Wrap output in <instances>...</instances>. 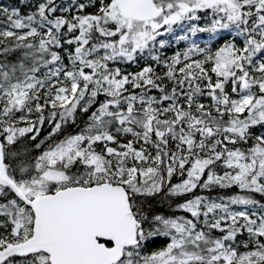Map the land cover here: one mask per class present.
Here are the masks:
<instances>
[{
  "label": "snow or ice",
  "instance_id": "snow-or-ice-1",
  "mask_svg": "<svg viewBox=\"0 0 264 264\" xmlns=\"http://www.w3.org/2000/svg\"><path fill=\"white\" fill-rule=\"evenodd\" d=\"M0 264H264V0L0 7Z\"/></svg>",
  "mask_w": 264,
  "mask_h": 264
},
{
  "label": "trees",
  "instance_id": "trees-1",
  "mask_svg": "<svg viewBox=\"0 0 264 264\" xmlns=\"http://www.w3.org/2000/svg\"><path fill=\"white\" fill-rule=\"evenodd\" d=\"M18 2L19 0H0V7L8 6L10 4H16ZM199 39H206V36L201 35ZM213 195H215V193H213Z\"/></svg>",
  "mask_w": 264,
  "mask_h": 264
}]
</instances>
